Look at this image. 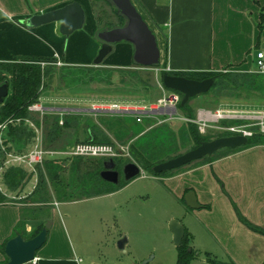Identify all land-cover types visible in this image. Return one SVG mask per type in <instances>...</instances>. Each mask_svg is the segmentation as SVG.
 <instances>
[{
	"label": "crops",
	"instance_id": "1",
	"mask_svg": "<svg viewBox=\"0 0 264 264\" xmlns=\"http://www.w3.org/2000/svg\"><path fill=\"white\" fill-rule=\"evenodd\" d=\"M0 1L2 2L0 41L7 42L10 34L13 36L14 32L34 36L37 31L46 37L43 41L47 44L46 50L42 49L41 45L37 46L35 41L28 40L29 37L16 48L6 44L5 49L0 48V60H10L14 56H21L39 57L41 63H44L42 61L44 59L52 58L51 60L55 62L63 60V62L74 64L69 60L71 51L81 49L80 52H82L84 50L76 44L74 39L71 42L72 49L62 48L63 37L71 33L67 35L60 33L57 20L38 25H28L19 20L33 13L81 0H31L33 3H38L33 7L18 0ZM133 1L155 34L160 51L159 62L154 65H142L135 62L133 43L120 40L112 44V49L106 56L112 53L114 54L112 57H117V53L124 49L126 57L123 62H117L115 58L104 62L105 56L101 61L105 65L130 67L134 62L149 70H152L153 66H155L154 69L158 67L159 74L163 68L174 71L227 69L250 71L255 70L251 65H255L257 51L263 52L264 62V49L260 46L264 43V0ZM84 2L93 15V29L96 30V19L91 1L85 0ZM122 41L129 44H119ZM95 42L91 41L85 49V53L87 52L90 57L95 56L99 48V42ZM115 44L121 49H114ZM2 53H7V56H2ZM119 88L121 86H118L117 90L111 89L102 93L101 98L98 94L89 96L87 92H83L84 90L70 94H63L60 91L52 94L49 91V94L38 100L48 110L45 115L57 114L62 120L66 114H80L82 117L88 115L93 118V123L99 126L101 131L103 130L110 136L115 132L111 131L102 117L115 120L116 115L121 113L106 111L93 113L90 108L92 104L146 103L141 98H130L132 94L123 93ZM158 96L159 94L155 99ZM200 108L209 107L201 105L198 109ZM34 114L37 113L33 112L30 114L31 117L36 116ZM121 115L127 118L132 114L126 112ZM94 130L98 128L95 127ZM6 131L7 129L3 133L4 139L8 137ZM86 132H89V128ZM33 134L28 141L8 142L10 148L7 146L6 148L11 151L28 150L32 145ZM78 136H75L74 142L82 141L77 140V138L83 139L80 135ZM105 143L119 142L112 140ZM66 157L80 156H48L45 160ZM9 166H16L25 171L24 180L15 189L7 187L3 179L4 172ZM164 175L169 179L178 178L174 185H176L175 191L182 208L181 205L179 206L184 216L188 215L186 222L181 221L184 226L183 237H185V243L195 251L189 264H264V142L249 146L222 148L211 158L196 159ZM38 179V175H35L34 171L24 164H3V162L0 164V191L5 195V198L0 201V264L8 260L4 251L6 241L17 232L25 237L41 222L46 226L45 221L50 216L53 203L98 198L118 192L125 185L110 192L69 200H59L53 195L51 200L39 201V203H47V209L26 207L29 203L27 199L34 194ZM188 191H193L196 197L194 207L186 203L185 195ZM60 214L59 211L57 217L60 224L65 226L63 228L62 225L65 238L62 240V237L60 239L55 237L54 234L57 232L53 233V230L50 232V229L45 227L46 239L39 247L40 251L37 252L38 248L35 252V259L22 264H143L138 262V259L129 260L115 254L104 255L101 251L92 253V249L90 250L89 245H86L84 241L85 238L80 235V232L75 233L74 228L66 226ZM176 215L177 212L173 213L174 217H177ZM88 217L91 221L93 219V225H95L92 239L101 240L106 232L102 210L94 208ZM57 225L58 222L55 226ZM60 234L62 236V233ZM75 235L76 241H74ZM47 238H49L48 241H46ZM192 239H194V244L190 243ZM126 243L125 241L123 251ZM167 248L173 264H176L177 246L167 245Z\"/></svg>",
	"mask_w": 264,
	"mask_h": 264
},
{
	"label": "rangeland",
	"instance_id": "2",
	"mask_svg": "<svg viewBox=\"0 0 264 264\" xmlns=\"http://www.w3.org/2000/svg\"><path fill=\"white\" fill-rule=\"evenodd\" d=\"M18 1L29 5V7L38 4L31 2V0ZM84 1H79L85 13L83 25L71 32L69 36H64L62 43V48L64 47L69 50L72 49L71 42L74 39L76 44L80 45L84 50L82 52H80L81 49L71 51L69 60L74 64L65 61L63 62V60L55 62L54 60H51L52 58L42 60L44 62L41 63L42 65L46 63V65L52 66V73L45 77L46 84H44V87L41 90L38 97L39 100L50 92L53 94V92L59 93L60 91L63 94H70L82 90H84L83 92H87L89 96H92V94H98L100 95L99 98H101L102 93H106V91L111 89L117 90L118 86H121L119 89L123 93L132 94L130 98H141V100L146 101V103L156 100L155 97L162 93L160 89V83L162 81L160 79L158 67L154 69L155 66H153L152 70H149V68H144L134 62L130 67H112L105 65L102 62L93 64L92 60L94 56L90 57L87 52L85 53L86 47L90 45L91 41H96L95 43L100 41L96 32L101 26L106 25V22L117 23L119 17L113 11L114 4L111 1L94 0L95 13L100 17L99 23L96 21V30H94L93 15ZM0 6H2L1 1ZM93 31H95V33H91ZM27 38L28 40L31 39V41H35L37 46L41 45V48L46 50L47 44L43 41V39L46 40V37L37 31L34 36L27 33L23 34L14 32L13 36L10 34L8 38L9 41H0V48L5 49L4 45L6 44L9 47L15 46L16 48V46H19ZM121 43L128 42H119V44ZM116 45L117 44H115L114 49H121L119 45ZM260 46L264 49V43ZM125 52L126 51L122 49L120 53H117V57H112L114 54L111 53L103 60L104 62H108L109 59L111 60L115 58L117 62H123L126 57ZM5 55L7 56V53H2V56ZM251 66L253 69L255 68L254 64ZM229 71V69L222 70V73L227 77ZM169 90L171 89L165 87L166 92ZM216 90V88L209 89L206 92L191 97L189 102L193 112L196 113L201 105L212 109L221 108L230 110L237 115L240 113H246V111L264 110V75L255 78L254 84L250 83L248 85H240L232 90H223L221 93H228L225 95H217ZM180 113L185 115L182 110ZM133 117L134 115H131V117L126 118L121 114H117L115 120L109 117H102L105 119V122L111 131H114L115 133L114 135L111 133L112 135L110 136L105 134V137L103 136L101 138L106 140V137H108L107 139L111 141L116 140L123 144H129L131 140L135 143L134 141H137L139 138L146 135L147 132H141L140 127L135 125L136 119ZM123 118L126 119L127 123L123 121ZM160 118H162V116ZM83 119L84 121H88L89 119L92 121L93 118L88 115H83ZM157 119L158 118L153 117L149 126L158 124L155 122ZM163 120L166 123L162 124L165 126L161 125V128H164V131L160 133V128V131L155 134V137L151 138L155 145L152 147L151 151L157 154H162L175 150L182 152L188 149V145L193 142L192 139L189 138V135L185 136L183 134V131H187L188 134L186 120L182 119V117ZM226 120L230 123L233 122L232 119ZM43 128L45 132L47 128L45 116L43 118ZM65 129V140L63 144L62 140H59L58 143H56L57 147L72 144L75 140V136L79 137L78 135H80L83 138L87 136L86 127L84 125L76 128L67 127ZM217 133L218 130L209 127L206 134L215 135ZM146 140L148 141V139ZM52 147L55 146L53 145ZM92 158L94 157H75V159L73 157H66L65 162L68 164V169L65 171L66 178L69 180L71 177H75L78 174L87 176L89 174L88 172L93 167L97 166L94 165L95 159ZM128 158L130 159L129 161H135L131 155H123L120 160L124 161ZM72 163H80L81 170L77 174L70 170V165ZM83 165L85 167H83ZM84 169H86L87 172H85ZM141 169L142 171H140L137 176L130 179L121 190L113 194L110 193L109 195L106 194L92 199L64 201L61 203L58 202L57 204L53 203V206L50 209V216L45 221L46 226L44 227L49 228L50 232L52 230L53 233L57 232L54 236L59 239L62 237L63 240V238H65V234L63 233L65 230H62L63 224H60L59 218L57 217V213L60 211V215L67 224L66 226L74 228L75 233L80 232V235L85 238L84 241L86 245H89L90 250L92 249V253L93 251H101L104 255L115 254L129 260L138 259V262L143 264H145L144 261L146 260V263L149 264H173V259L171 260V255H169L170 251L168 250L167 245L170 247H176V245L172 241V232L169 228V222L172 219L186 222V219L188 218V215L184 216L183 212H181L182 204H180L175 191L176 185H174V182L177 181L178 178L169 179V177L164 174L157 176L156 174H151L142 167ZM172 171L167 173H171ZM34 173L35 175L37 174L38 177H41L40 175L42 173L43 177L47 179L45 162L38 165L34 170ZM120 176L122 177V175ZM49 191L52 195L51 198H49L51 200L54 192L51 187L49 188ZM27 201L29 203L27 202L28 206L26 207L47 209L48 206L47 203H39L34 194L31 195ZM179 205H181V208ZM94 208L102 210L105 221L104 228L106 229V232L99 241L92 239L95 225H93V219L91 221V218L88 217ZM176 212L177 217H174L173 213L175 214ZM57 222L58 225L55 226ZM63 228H65L64 225ZM60 233H62V236ZM122 237H125L127 242L124 251L118 247L117 243ZM74 238V241H76V235ZM48 240L49 238H47L46 241ZM190 243L194 244V239H192ZM40 249L41 248H39L37 252H39Z\"/></svg>",
	"mask_w": 264,
	"mask_h": 264
},
{
	"label": "trees",
	"instance_id": "3",
	"mask_svg": "<svg viewBox=\"0 0 264 264\" xmlns=\"http://www.w3.org/2000/svg\"><path fill=\"white\" fill-rule=\"evenodd\" d=\"M90 1L93 7L95 19L99 23L100 17H98V15L95 13L93 2L94 0ZM132 2L134 3L133 0ZM113 11L119 17V21H117V23L106 22V25L101 26L99 30L109 28L115 25H122L125 23V16L119 12L118 8L115 5ZM51 69V65H42L39 61V57L26 58L21 56H14L10 60H0V84L4 81H7L8 83V93L3 97V100L0 102V120H4L8 116L30 115L27 106L31 102L38 100L41 90L44 87V84H46L45 77L49 76L50 73H52ZM164 73L180 74L186 77L196 79H202L204 77L212 76L214 80L212 85L210 86L211 88L209 89L216 88L217 95H225L228 93H221L223 90H232L236 87H239L240 85H248L250 83L254 84L255 78H259L264 75V70H258L255 65V70H230L228 76L226 77L225 75H223L222 70L174 71L163 68L160 71L161 81L162 75ZM189 100L190 98L183 104H181L179 101L178 107L184 112L185 116L193 118L195 116V113L189 105ZM33 118L36 120V122L38 121L35 116H33ZM152 120V117L146 116L140 122L137 120L135 121V125H138L140 127L141 132H147V134L139 139L137 138L138 140L134 141L135 143H133V141L131 140V142L129 143L130 155L132 156L133 160H135L133 162L137 163L140 167L146 169L151 174H167V172L172 171L173 169L169 171H164L165 173H156L152 170V166L157 162H160L180 153L181 151L175 150L162 154H157L151 151L152 147L155 146L151 138L155 137V134L160 131V128L162 126H165L162 124H166L165 122H161V124L158 123L156 125L149 126ZM123 121L126 122V119H124ZM45 122H47V128L45 131V144L48 146H56V143H58L59 140H62L63 144V138L66 134V132L64 131L65 128H76L83 125L86 127V131L89 128V132H87V136L85 138H77V140L111 142V140L107 139L108 137H106V140H103V138L100 137L101 135L105 137V132H103V130L101 131L99 126L95 125L91 121V119H89L88 121H84L83 117L79 114L64 115L62 123H59V117L57 114L51 116L45 115ZM223 122L227 121L224 120ZM186 125L188 129V134L187 131H183V134L185 136L189 135V138H191L193 142L192 144L188 145V148L196 146L201 140L210 139L212 137L223 134H228L227 131L218 132L215 135L203 134L198 130L197 124L191 120H187ZM95 127H97L98 130H94ZM162 131H164V128H161L160 133H162ZM6 132L8 137L4 139V143L6 144L7 148H10V146L7 144L8 142L17 140L28 141L31 135L33 134L32 129L22 122L9 123ZM146 139H148V141ZM260 142H264V134L258 131H254L252 135L248 136L247 143L243 145L249 146ZM222 148H219L212 152L210 155H205L199 159L211 158ZM73 158L75 159V157ZM3 159L4 150L1 148L0 145V164L3 162ZM92 159H95L94 165L97 166L93 167L88 172L89 174L87 176L78 174L75 177H71L69 180L66 178L65 175V171L68 169V164H66L65 158L47 159L48 161L45 160L44 162L47 179L44 178L41 173V177H39L37 187L34 191V196L37 197V201L44 202L52 196L49 191L50 187L54 192V196L57 199L69 200L110 192L122 187L129 181L124 179L123 177H121L116 183L103 179L100 176L99 172L103 168L104 161L108 158L105 156H96ZM112 159L115 161V168L119 170L120 174H122L123 164L129 161L130 159L128 158L124 161L120 160L121 157H112ZM83 167L85 166L83 165ZM70 170L77 174L81 170L80 163H72L70 165ZM84 171L87 172L86 169H84ZM24 177L25 171L16 166H9L4 172L3 179L7 187H9L10 189H15L21 185L22 181L24 180ZM4 198L5 195L0 191V201ZM43 226L44 225L42 222L39 223L31 233L25 236V238H29L35 235ZM184 238L185 237H183L181 244L177 246L176 264H189V261L195 252L190 245H187L185 243Z\"/></svg>",
	"mask_w": 264,
	"mask_h": 264
},
{
	"label": "water",
	"instance_id": "4",
	"mask_svg": "<svg viewBox=\"0 0 264 264\" xmlns=\"http://www.w3.org/2000/svg\"><path fill=\"white\" fill-rule=\"evenodd\" d=\"M113 4L122 13L126 21L122 25H115L109 28L100 29L96 32L100 39L99 48L93 58V63L98 64L111 51L112 44L127 40L133 43V59L142 65H154L159 62L160 51L154 32L143 18L132 0H111ZM85 13L82 5L78 1H71L61 6L49 9L43 12L33 13L19 20L28 25H38L44 22L59 21L58 29L62 34H69L74 29L83 25ZM213 77L208 76L202 79L190 78L180 74L164 73L162 83L165 87L179 91L182 96L180 103L183 104L189 98L199 93L209 90L213 83ZM8 93V83L4 81L0 84V102ZM156 113L155 109L150 110ZM246 135L235 133L212 137L201 140L196 146L188 148L172 157L157 162L152 166L156 173L170 169L179 168L205 155H210L215 150L222 147L234 148L247 143ZM141 167L133 162H125L122 166V174L115 168V161L108 158L104 161L103 168L100 170V176L110 182L116 183L121 178L130 180L137 176ZM186 203L189 206L195 205V195L193 191H188L185 195ZM169 228L172 232V241L178 246L181 244L184 236V226L178 219H172L169 222ZM47 230L42 227L35 235L25 238L20 232L15 233L5 243L4 251L8 260L2 264H22L34 258L36 250L44 243ZM125 237L118 240V247L124 249ZM145 263L147 262L144 261Z\"/></svg>",
	"mask_w": 264,
	"mask_h": 264
},
{
	"label": "built area",
	"instance_id": "5",
	"mask_svg": "<svg viewBox=\"0 0 264 264\" xmlns=\"http://www.w3.org/2000/svg\"><path fill=\"white\" fill-rule=\"evenodd\" d=\"M255 65L258 70H264L263 52L257 51L255 55ZM59 62V61H58ZM162 93L156 100L150 103H139L131 105L128 103L109 102L96 103L91 105L93 113L99 111L115 112L125 114L126 112L134 115L137 121H142L144 117L158 118L156 123L165 122L163 119L181 118L191 120L197 124L198 130L206 134L209 127H212L218 132L227 131L228 134L240 133L252 135L254 131L264 134V110L246 111V113L237 115L233 111L216 108H200L196 111L193 118H189L179 112L178 103L181 100V94L176 90L165 91V86L160 83ZM27 109L30 114L36 112V120L29 116H8L4 120H0V145L4 150L3 164H24L32 171L38 165L44 163L46 157L59 156H105L107 158L122 157L123 155L130 156L129 144L123 143H105L94 141H77L72 144L62 147H52L45 144L43 118L47 113L46 107L39 101L35 100L28 104ZM155 109L156 113L150 110ZM183 115V116H182ZM162 116V118H160ZM226 119H232V123ZM227 122H223V121ZM22 122L33 130L32 145L25 151H11L6 148L4 143V131L9 123ZM62 123V119H59ZM226 135V134H223ZM142 171V169H141ZM35 259V256L34 258Z\"/></svg>",
	"mask_w": 264,
	"mask_h": 264
}]
</instances>
